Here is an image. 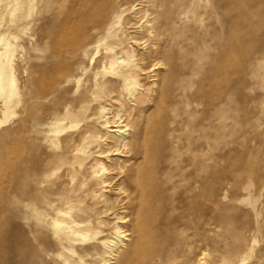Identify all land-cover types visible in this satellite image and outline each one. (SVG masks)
Returning a JSON list of instances; mask_svg holds the SVG:
<instances>
[{
  "label": "bare ground",
  "instance_id": "1",
  "mask_svg": "<svg viewBox=\"0 0 264 264\" xmlns=\"http://www.w3.org/2000/svg\"><path fill=\"white\" fill-rule=\"evenodd\" d=\"M234 7L0 0V114L19 116L9 131L21 133L22 163L30 164L19 200H5L0 264L2 254L4 264H202L218 205L213 150L236 131L233 93L245 98L232 68L243 83L247 67H259L232 37ZM38 19L61 20L77 56L54 64L67 88L44 116L45 89H21L14 66L19 39ZM45 143L61 146L41 160ZM62 165L66 181L46 178Z\"/></svg>",
  "mask_w": 264,
  "mask_h": 264
},
{
  "label": "rangeland",
  "instance_id": "2",
  "mask_svg": "<svg viewBox=\"0 0 264 264\" xmlns=\"http://www.w3.org/2000/svg\"><path fill=\"white\" fill-rule=\"evenodd\" d=\"M233 3L236 7L231 12L232 37L234 40L237 38L236 40L249 50L250 56L259 57V67H247L243 83H240V75L236 73L238 65L234 64L232 68V84L238 88L243 87L245 98L243 103H240L236 91L233 93L231 107L234 111L233 122L236 131L226 139L227 144L221 140L217 141L213 150V178H216L214 189L218 205L213 241L211 244L205 242L200 249L202 264H264V0H233ZM62 28L61 20H34L30 30L19 39L20 48L14 59L17 85L21 89L24 86L26 92L45 89V94L40 100L43 116L50 111L53 101L67 88L63 76L55 71L54 64L77 59L76 55L69 53V36L63 33ZM141 36L144 35H139ZM141 51V46H138V52ZM88 62L89 60L86 64ZM250 71L255 75L250 76ZM153 97L154 94L149 95L151 100ZM144 98L148 99L146 96ZM151 103L149 102L148 106ZM18 117L13 116L6 121L0 114V120L3 121L0 123L2 227L5 200H19L18 188L23 178L20 176L21 169L30 167L29 163H22L24 152L19 144L21 133L9 131L15 126ZM68 133L65 126L60 138ZM7 138L10 140L5 142ZM47 145L48 143H45L41 146L42 149H39L41 160L53 150H59L61 143H55L53 147ZM30 157L27 156L28 160ZM64 169L65 165H62L55 171L49 170L45 176L52 182L59 178L66 181L69 177L64 175ZM205 214L206 211L201 209L197 217V228L200 231L204 229ZM10 217L16 221L15 215ZM13 229L15 230L14 226ZM2 255L4 264L7 256Z\"/></svg>",
  "mask_w": 264,
  "mask_h": 264
}]
</instances>
